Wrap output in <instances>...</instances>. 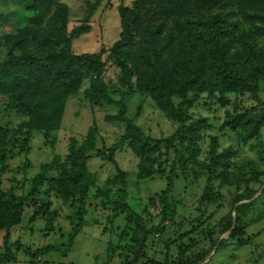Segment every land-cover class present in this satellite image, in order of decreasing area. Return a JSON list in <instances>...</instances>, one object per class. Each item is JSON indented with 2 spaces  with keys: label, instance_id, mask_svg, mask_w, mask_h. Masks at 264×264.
Returning <instances> with one entry per match:
<instances>
[{
  "label": "trees",
  "instance_id": "trees-1",
  "mask_svg": "<svg viewBox=\"0 0 264 264\" xmlns=\"http://www.w3.org/2000/svg\"><path fill=\"white\" fill-rule=\"evenodd\" d=\"M54 1L28 0L26 8L32 15L23 26L4 38L8 55L0 60V95L7 98L6 109L22 113L25 119L9 129L0 126V230L4 231L0 264L15 263L20 250L31 261L41 259L50 251L60 250L66 254L86 224L87 194L95 179V174L86 168L90 157L87 151L95 147V124L87 129L80 142L70 138L67 159L71 160V167L48 178L49 166L41 165L30 179L26 195L17 194L14 187L4 190L1 180L8 169L7 161L28 149L30 132H41L47 141L51 133L59 129L66 99L79 90L86 77L91 82L85 92L89 101L117 107L115 113L105 116V121L125 124L120 142L142 156L138 177L165 174V187L158 195V221L145 226L137 213L133 214L135 218L126 215L127 223L132 224V245L126 247L127 254L122 256L120 264H201L213 249L218 251L225 247L226 239L220 236L231 228L233 220L229 238L235 239L237 245L247 243L249 238H243L245 228L241 215L252 204V201L242 202L252 197L254 192L249 188L233 196L235 215L231 212L221 219L218 236L214 230L205 228L186 230L171 194L177 177L176 167H187L198 155L197 141L202 126L200 121L191 120L187 108L201 94L216 97L225 104L229 93H248L260 109L226 112L220 128L239 130L249 138L257 136L264 127V101L258 96L260 82L264 80V46L259 43L264 38V0H134L131 6L118 7L120 32L108 50L83 53H75L72 42L90 30L88 15L96 11L102 0H94L88 7L86 21L70 31L61 26L55 31L45 30L42 22ZM107 62L120 70L118 99L98 81ZM135 91L150 96L176 121L177 127L170 136L144 135L127 117L125 99ZM172 97L179 101L174 103ZM161 145L165 151L171 149L174 153L167 172L162 168L160 156L152 154ZM217 145L218 138L212 136L207 167L210 174L219 165L225 164L226 168V161L233 154L229 150L217 152ZM97 155L104 156V153L97 152ZM109 159L116 173L106 180L105 186L95 187L96 196L107 194L110 187L125 184V172L116 160ZM241 179L244 178L241 176ZM45 181L49 191L62 200L77 201L76 222L64 247L44 244L32 250L19 239L11 241V230L20 224L23 211L30 204L34 210L29 221L46 209L47 204H39L35 197ZM210 181L211 176L204 195L207 203L215 202L218 197ZM155 236L163 249L150 253ZM157 252L161 255L156 256Z\"/></svg>",
  "mask_w": 264,
  "mask_h": 264
},
{
  "label": "rangeland",
  "instance_id": "rangeland-1",
  "mask_svg": "<svg viewBox=\"0 0 264 264\" xmlns=\"http://www.w3.org/2000/svg\"><path fill=\"white\" fill-rule=\"evenodd\" d=\"M133 1L102 0L96 11L89 16L88 7L94 0H56L46 11L41 27L55 31L61 26L63 30L70 31L74 26L84 23L88 15L90 30L73 40L72 50L75 53L108 50L118 39L120 32L118 7L131 6ZM27 4L28 0H0V60L8 55L4 38L23 26L32 15V11L26 8ZM259 43L264 46V38L260 39ZM106 54L107 52L102 55L103 59ZM119 74V68L107 62L98 80L108 88L114 99L119 98L116 92L121 88L118 85ZM90 84L89 77H86L79 90L66 99L59 129L51 133L47 141L41 132H30L28 149L7 161L8 169L1 178L4 190L14 187L17 194L26 195L30 188V179L39 171L41 165L49 166L48 178L71 167L72 162L67 159L70 138L80 142L87 129L95 124V147L87 151L90 157L86 168L95 174V179L94 185H89L87 194L84 216L86 224L66 254L60 250L50 251L41 256V259L31 261L28 255L20 250L16 254L17 261L8 264H120L122 256L127 254L126 247L132 245V224L127 223L126 215L133 217V214L137 213L145 226L158 221V195L165 187V174L138 177L142 156H138L128 144L120 142L125 124L105 121V116L115 113L117 107L101 101H89L85 92ZM258 96L264 101V80L260 82ZM227 99L223 104L216 97L201 94L199 99L187 108L191 120L200 121L202 126L199 131L200 139L197 141L199 151L187 167H176L177 177L174 180L171 200L177 202L178 212L184 218L186 230L191 227H197L196 230L205 228L214 230L218 236L221 219L235 212L231 202L233 196L246 191V187L249 188L254 192L251 195L252 204L241 215L245 228L243 238L249 240L243 245H237L235 239L229 238L230 233L226 235L225 232L220 236L226 239L225 247L218 251L214 249L206 264H264V127L257 136L249 138L239 130L220 128L226 112L259 110L260 105L248 93H229ZM172 100L174 103L179 101L177 97H172ZM125 102L127 117L144 135L164 138L170 136L177 127L170 114L161 110L146 94L132 92ZM6 103L7 98L0 95V126L9 129L25 117L20 112L6 109ZM212 136L218 138L217 152L229 150L233 154L226 161V168L222 163L223 166L215 167L214 173L210 174L207 167ZM97 152H103L104 156H98ZM152 154L160 156L162 168L167 172L174 158L173 151H165L161 145ZM146 155H149V152H146ZM109 158L116 160L125 172V184L110 187L107 194L96 196L95 187L105 186L106 180L116 173ZM210 176L209 185L218 196L213 203H207L204 199ZM48 186L47 181L43 182L35 196L39 204H47L46 209L36 215L33 221H29L34 206L28 205L23 211L20 224L11 230V241L19 239L23 246L32 250L44 244L62 247L66 245L68 235L76 222L75 211L78 203L74 199L62 200L49 191ZM2 231L0 230V238ZM155 238L150 253L163 249L156 236ZM158 252L156 256L161 255Z\"/></svg>",
  "mask_w": 264,
  "mask_h": 264
},
{
  "label": "water",
  "instance_id": "water-1",
  "mask_svg": "<svg viewBox=\"0 0 264 264\" xmlns=\"http://www.w3.org/2000/svg\"><path fill=\"white\" fill-rule=\"evenodd\" d=\"M262 189H263V188H262ZM260 191H261V190H260ZM260 191H259V192H260ZM252 199H253V197H251L250 199H247V200H243L242 202H250ZM234 215H235V212H233V216H234ZM234 223H235V220H233L232 225H231V228H230L229 230L226 231V235H229L231 229H232L233 226H234ZM213 252H214V249L210 252L209 256H208V257H207V258H206L201 264L206 263V261H208L210 255H211Z\"/></svg>",
  "mask_w": 264,
  "mask_h": 264
},
{
  "label": "crops",
  "instance_id": "crops-1",
  "mask_svg": "<svg viewBox=\"0 0 264 264\" xmlns=\"http://www.w3.org/2000/svg\"><path fill=\"white\" fill-rule=\"evenodd\" d=\"M2 233H3V235H4V232L2 231ZM3 235L1 236V238H0V250H1V248H2V238H3Z\"/></svg>",
  "mask_w": 264,
  "mask_h": 264
}]
</instances>
